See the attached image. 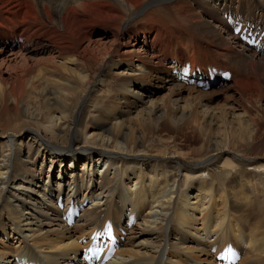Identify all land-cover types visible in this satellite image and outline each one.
<instances>
[{
	"label": "bare ground",
	"instance_id": "6f19581e",
	"mask_svg": "<svg viewBox=\"0 0 264 264\" xmlns=\"http://www.w3.org/2000/svg\"><path fill=\"white\" fill-rule=\"evenodd\" d=\"M262 47L264 0H0V264H264Z\"/></svg>",
	"mask_w": 264,
	"mask_h": 264
},
{
	"label": "rangeland",
	"instance_id": "374dc122",
	"mask_svg": "<svg viewBox=\"0 0 264 264\" xmlns=\"http://www.w3.org/2000/svg\"><path fill=\"white\" fill-rule=\"evenodd\" d=\"M154 6V7H153ZM157 7H159V5L157 6V5H152V6H150L147 10H146V12L144 11L142 14L140 13V12H135V11H133L132 12V15H131V17H129V19H128V21L130 22L129 24H142L143 23V20L144 21H149V17H148V15H151L153 18H155V20L156 21H159V23H162V24H169V22H171L170 20H171V15L170 14H168V13H164V14H162V9H155V8H157ZM155 9V10H154ZM148 11H151V12H149V13H147ZM144 13L146 14V16H144ZM151 13H156V14H151ZM134 14V15H133ZM144 18V19H143ZM127 21V22H128ZM133 21V22H132ZM97 37L99 36V34L98 35H96ZM95 36V38H97ZM31 47H34V46H31ZM30 47V48H31ZM36 48L35 49H38L37 51H35V52H32V53H34V55L33 54H31L32 56H33V58H37V59H44V58H46V57H49V55H45V54H43L42 52H40V50L42 49V46H41V44L39 45V46H35ZM43 51V50H42ZM168 66H170V65H165V67H166V69L167 70H169L170 69V67H168ZM221 84L222 83H219L218 85H216V86H214V87H212V88H210V89H203V91L204 92H213V91H217V92H219L221 89H222V86H221ZM220 90H219V89ZM162 94H164V92L162 93H160V95L159 96H161ZM219 99H220V101H219V104H221L222 103V99H221V97H219ZM7 113V112H6ZM6 113H3L2 114V120H3V122L2 123H4V122H6V119L7 118H9V117H11V116H13V113L12 112H9L8 114H7V116H6Z\"/></svg>",
	"mask_w": 264,
	"mask_h": 264
}]
</instances>
